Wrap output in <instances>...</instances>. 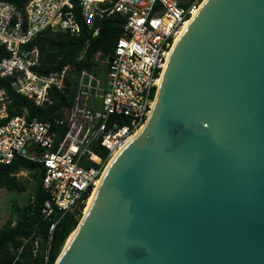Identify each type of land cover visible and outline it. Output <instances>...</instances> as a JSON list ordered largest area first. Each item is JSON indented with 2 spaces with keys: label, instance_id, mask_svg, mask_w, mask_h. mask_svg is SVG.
<instances>
[{
  "label": "water",
  "instance_id": "obj_1",
  "mask_svg": "<svg viewBox=\"0 0 264 264\" xmlns=\"http://www.w3.org/2000/svg\"><path fill=\"white\" fill-rule=\"evenodd\" d=\"M72 232L55 264H264V0L203 1Z\"/></svg>",
  "mask_w": 264,
  "mask_h": 264
},
{
  "label": "built area",
  "instance_id": "obj_2",
  "mask_svg": "<svg viewBox=\"0 0 264 264\" xmlns=\"http://www.w3.org/2000/svg\"><path fill=\"white\" fill-rule=\"evenodd\" d=\"M203 1L0 0V44L9 54L0 60V78L40 107L51 103L50 90L63 92L75 83L70 112L47 122L26 111L9 116L0 90V166L15 159L42 165L44 219L55 210L83 215L109 161L147 121L170 53ZM111 19L121 24V33L112 54L94 57V63L104 61L100 72L74 75L71 66L49 76L32 71L38 52L23 46L37 35L50 30L78 36L82 25Z\"/></svg>",
  "mask_w": 264,
  "mask_h": 264
},
{
  "label": "trees",
  "instance_id": "obj_3",
  "mask_svg": "<svg viewBox=\"0 0 264 264\" xmlns=\"http://www.w3.org/2000/svg\"><path fill=\"white\" fill-rule=\"evenodd\" d=\"M95 29H99V32L92 37ZM120 33L121 24L116 19L96 20L91 28L82 25L78 36L46 30L24 45L23 49L37 50L38 65L32 67V71L40 76L59 73L65 66H71L74 75L83 69L98 73L105 66H97L94 57L97 53L103 56L112 54ZM8 56L4 45L0 44V60ZM0 90L7 95L9 116L26 111L29 118L43 122L52 121L55 117H65L73 107L75 97L74 82L69 83V87L63 92L50 90L48 99L51 103H45L43 107L17 94L6 78H0ZM61 132L63 133V128ZM21 171L30 174L34 179V187L26 205L12 206V213L16 215L15 223L7 221L0 228V264H55L82 215L76 211L63 214L55 210L48 219L41 216L40 211L47 195L41 186L43 167L40 164L15 159L10 165L0 166V189L25 192L26 183L17 177ZM54 223L56 224L49 233Z\"/></svg>",
  "mask_w": 264,
  "mask_h": 264
},
{
  "label": "rangeland",
  "instance_id": "obj_4",
  "mask_svg": "<svg viewBox=\"0 0 264 264\" xmlns=\"http://www.w3.org/2000/svg\"><path fill=\"white\" fill-rule=\"evenodd\" d=\"M97 66L103 67L104 61L102 57L98 58ZM101 81L103 82V86L105 85V73L101 77ZM17 177L24 181L27 186V190L25 192H17L7 189H0V228L7 223V221H11L12 224L16 221V215L12 213V206H24L27 204L28 199L32 193L34 187V179L30 176L27 171H21L17 174Z\"/></svg>",
  "mask_w": 264,
  "mask_h": 264
},
{
  "label": "bare ground",
  "instance_id": "obj_5",
  "mask_svg": "<svg viewBox=\"0 0 264 264\" xmlns=\"http://www.w3.org/2000/svg\"><path fill=\"white\" fill-rule=\"evenodd\" d=\"M196 13H197V12H196ZM188 24H189V22H187V23L185 24L183 31L186 29V27H187ZM183 31H182V33H183ZM93 195H94V194H93ZM93 195H92V197H93ZM92 197H91L90 200L88 201V205H87V207H86V209H85L84 211H87V209H88V207H89V205H90V203H91V201H92ZM74 233H75V232H72V233L70 234V236H69L68 239L66 240V243H65V244H68V243L70 242V240H71L72 237L74 236Z\"/></svg>",
  "mask_w": 264,
  "mask_h": 264
}]
</instances>
